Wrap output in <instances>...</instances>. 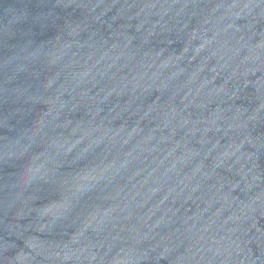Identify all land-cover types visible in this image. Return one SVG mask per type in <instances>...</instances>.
Listing matches in <instances>:
<instances>
[{
    "label": "water",
    "instance_id": "obj_1",
    "mask_svg": "<svg viewBox=\"0 0 264 264\" xmlns=\"http://www.w3.org/2000/svg\"><path fill=\"white\" fill-rule=\"evenodd\" d=\"M0 264H264V0H0Z\"/></svg>",
    "mask_w": 264,
    "mask_h": 264
}]
</instances>
